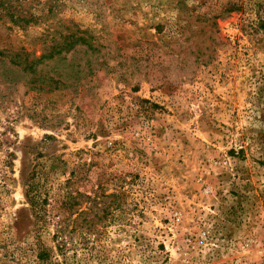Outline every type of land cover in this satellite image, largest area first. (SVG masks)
I'll return each mask as SVG.
<instances>
[{
    "label": "rangeland",
    "instance_id": "374dc122",
    "mask_svg": "<svg viewBox=\"0 0 264 264\" xmlns=\"http://www.w3.org/2000/svg\"><path fill=\"white\" fill-rule=\"evenodd\" d=\"M230 1L0 0V51L90 42L56 89L0 57V264H264V0Z\"/></svg>",
    "mask_w": 264,
    "mask_h": 264
},
{
    "label": "trees",
    "instance_id": "16d2710c",
    "mask_svg": "<svg viewBox=\"0 0 264 264\" xmlns=\"http://www.w3.org/2000/svg\"><path fill=\"white\" fill-rule=\"evenodd\" d=\"M242 2L243 0H235L233 2H228L227 8L222 10L223 13L229 12H238L242 9ZM260 7V6H259ZM11 23L15 26L19 25V22L26 23L25 20L21 19L20 17L14 18L11 16ZM260 22V20H259ZM50 45L47 46L48 52H44L39 58H31L29 59L28 54L23 52L14 53V54H7L3 51H0V57H8L9 62L11 65L19 67L21 71L25 74H36L37 67L44 64V62L55 60L54 57H60L53 61L55 62L53 66L50 68V73H45L42 75V72L39 71L37 78H35V83L39 85L38 89H43V86H47L48 88L58 87V85L64 86L69 79L72 78V74L69 73V70L72 69L73 66H78L77 64L74 65L73 61H68L64 57V55L69 51H73L77 45H86L90 48V42H88L87 37L84 33L74 32L72 34L66 36H59V40H51ZM63 56V57H61Z\"/></svg>",
    "mask_w": 264,
    "mask_h": 264
}]
</instances>
